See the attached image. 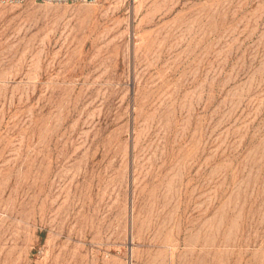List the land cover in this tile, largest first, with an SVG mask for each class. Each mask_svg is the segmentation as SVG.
Returning <instances> with one entry per match:
<instances>
[{"label":"rangeland","instance_id":"374dc122","mask_svg":"<svg viewBox=\"0 0 264 264\" xmlns=\"http://www.w3.org/2000/svg\"><path fill=\"white\" fill-rule=\"evenodd\" d=\"M0 264H264V0L0 2Z\"/></svg>","mask_w":264,"mask_h":264},{"label":"built area","instance_id":"2783aa9c","mask_svg":"<svg viewBox=\"0 0 264 264\" xmlns=\"http://www.w3.org/2000/svg\"><path fill=\"white\" fill-rule=\"evenodd\" d=\"M25 0H0V2H23ZM43 2H93L95 0H42Z\"/></svg>","mask_w":264,"mask_h":264}]
</instances>
